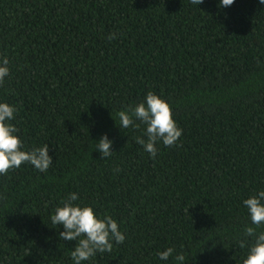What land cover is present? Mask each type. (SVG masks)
Segmentation results:
<instances>
[{"label": "trees", "instance_id": "obj_1", "mask_svg": "<svg viewBox=\"0 0 264 264\" xmlns=\"http://www.w3.org/2000/svg\"><path fill=\"white\" fill-rule=\"evenodd\" d=\"M220 4L0 0V103L17 109L22 150L47 144L53 158L0 174V264H75L78 241L51 220L71 193L125 235L81 264H243L245 229L264 232L243 203L264 191V4ZM149 91L183 130L155 159L136 142L146 126L117 115Z\"/></svg>", "mask_w": 264, "mask_h": 264}, {"label": "clouds", "instance_id": "obj_2", "mask_svg": "<svg viewBox=\"0 0 264 264\" xmlns=\"http://www.w3.org/2000/svg\"><path fill=\"white\" fill-rule=\"evenodd\" d=\"M264 4V0H259ZM193 4H202L203 0H192ZM234 0H221V7H228ZM110 40L116 38L112 33L108 37ZM9 60L4 57L0 62V84L9 75ZM17 109L4 102L0 103V174L6 175L10 169L19 168L24 163H30L40 172H46L53 163V158L49 155V145L33 147L31 150L24 148L20 137L16 135L19 129L11 121L15 118ZM119 126L128 128L133 126L134 119L139 120L146 126L145 140L137 137L136 142L149 152L153 159L157 155L156 143L162 141L164 146H177V141L182 135V129L177 126L173 118L170 104L159 95L149 91L143 102L118 112ZM139 128L140 125L136 124ZM113 141L104 135L98 143V150L102 158L112 155ZM79 199L77 193H71L63 202L62 206L57 207L55 214L51 217L55 225H63L64 231L60 232L62 240L78 241L77 246L71 252V258L75 264H81L99 253H111L113 249L112 241L122 244L125 235L120 231L118 223L110 215L97 216L92 206H81L74 204ZM264 191L253 195L244 200L252 224L259 226L264 224ZM247 237H254V243L249 249L247 258L243 264H264V232L256 234V229L249 226L245 229ZM246 241H240V247L244 248ZM174 249L169 247L166 251L158 253L159 258L168 260L173 254ZM177 261H184L183 253L176 255Z\"/></svg>", "mask_w": 264, "mask_h": 264}]
</instances>
